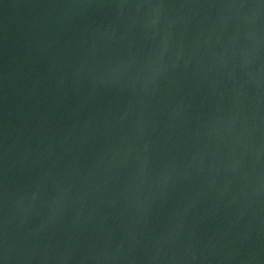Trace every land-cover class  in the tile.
Wrapping results in <instances>:
<instances>
[{"label": "water", "instance_id": "obj_1", "mask_svg": "<svg viewBox=\"0 0 264 264\" xmlns=\"http://www.w3.org/2000/svg\"><path fill=\"white\" fill-rule=\"evenodd\" d=\"M0 264H264V0H0Z\"/></svg>", "mask_w": 264, "mask_h": 264}]
</instances>
